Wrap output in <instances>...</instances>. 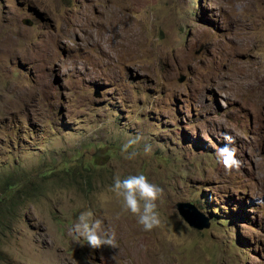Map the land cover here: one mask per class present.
<instances>
[{"label": "rangeland", "instance_id": "1", "mask_svg": "<svg viewBox=\"0 0 264 264\" xmlns=\"http://www.w3.org/2000/svg\"><path fill=\"white\" fill-rule=\"evenodd\" d=\"M141 172L165 188L151 231L110 191ZM0 198V264H264V0H0ZM85 210L117 248L74 238Z\"/></svg>", "mask_w": 264, "mask_h": 264}, {"label": "clouds", "instance_id": "2", "mask_svg": "<svg viewBox=\"0 0 264 264\" xmlns=\"http://www.w3.org/2000/svg\"><path fill=\"white\" fill-rule=\"evenodd\" d=\"M238 11L242 14L243 8L238 6ZM232 131L234 130L224 133L223 140L225 144L216 149L217 161L223 165L228 173L241 167V161L237 157V150L232 146L236 143L235 136L231 134ZM137 143L138 138L129 140L122 146V153H127L124 156L125 159L131 160L138 155L136 151L129 152V149ZM143 151L145 153L151 152L152 146L146 144ZM110 191L118 199L122 198V210L135 215L144 230L151 231L161 224L159 206L163 202L165 188L152 182L146 174L142 172L129 174L125 178H121L119 174H116ZM258 202L264 203V201ZM70 231L74 234V238L77 241L83 238L90 248L110 247L115 249L118 247L116 232L111 221L105 225L104 220L97 218L91 210L82 211Z\"/></svg>", "mask_w": 264, "mask_h": 264}, {"label": "water", "instance_id": "3", "mask_svg": "<svg viewBox=\"0 0 264 264\" xmlns=\"http://www.w3.org/2000/svg\"><path fill=\"white\" fill-rule=\"evenodd\" d=\"M23 22L30 26L33 25L31 18H25ZM184 80L185 76H182L180 81L183 82ZM176 206L179 214L190 226L199 230L206 229L210 226L209 218L203 212L198 210L194 204L181 201L178 202Z\"/></svg>", "mask_w": 264, "mask_h": 264}, {"label": "bare ground", "instance_id": "4", "mask_svg": "<svg viewBox=\"0 0 264 264\" xmlns=\"http://www.w3.org/2000/svg\"><path fill=\"white\" fill-rule=\"evenodd\" d=\"M52 43V42H51ZM252 43H253V41H252V39L250 40V42H249V44L250 45H252ZM216 44H218V43H216ZM47 46V45H46ZM50 46H51V44H50ZM50 46H49V48H50ZM228 54L229 55H231V52H228ZM235 69V74H234V77H233V81L230 83L234 88H236L237 90H239V88H241V87H243V86H245V85H247V84H250L249 83V80H248V78H247V72H244V71H246V69H247V66H245L244 64H243V62H239L238 63V66L237 67H235L234 68ZM249 70V69H248ZM251 74V73H250ZM254 74H257V72H256V70H254ZM232 76V75H231ZM213 78H214V76H213ZM227 78H229V74H226V73H224V72H221L220 73V75H219V79L221 80V81H223L224 79H227ZM253 78H254V76H253ZM220 82V81H219ZM229 86V85H228ZM212 87V86H211ZM245 89H249V88H245ZM246 90V91H247Z\"/></svg>", "mask_w": 264, "mask_h": 264}, {"label": "trees", "instance_id": "5", "mask_svg": "<svg viewBox=\"0 0 264 264\" xmlns=\"http://www.w3.org/2000/svg\"><path fill=\"white\" fill-rule=\"evenodd\" d=\"M8 179H6V181L4 182L5 183V188L7 187L8 189H11V188H13L14 186H15V184H16V180L17 179H12V176H8L7 177ZM3 186H4V184H3ZM2 186V187H3ZM5 188H3V189H5ZM5 191V190H4ZM3 202H4V200H2L1 198H0V233H1V231L3 230L2 228L4 227L3 226V221L2 220H4V217H5V215L7 214V213H9L10 212V210H12L13 209V207H11V209L9 210L8 208H9V206H5L4 204H3ZM12 204H13V202H12ZM7 228H5V230H6Z\"/></svg>", "mask_w": 264, "mask_h": 264}]
</instances>
